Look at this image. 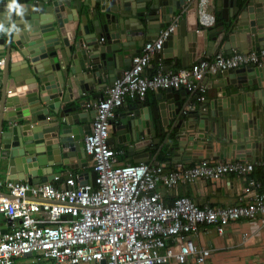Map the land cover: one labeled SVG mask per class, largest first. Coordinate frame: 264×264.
I'll return each mask as SVG.
<instances>
[{
	"label": "water",
	"instance_id": "95a60500",
	"mask_svg": "<svg viewBox=\"0 0 264 264\" xmlns=\"http://www.w3.org/2000/svg\"><path fill=\"white\" fill-rule=\"evenodd\" d=\"M215 8L216 22L203 27L198 24L197 0H0V53L4 59L0 109L6 112L0 117V155L3 149L9 151L3 157L8 163L0 171V179L38 186L68 173L56 172L58 166L77 168L73 162L77 161L71 159L74 156L86 167L82 139L94 111L82 110L88 99L78 106L71 104L97 85L102 89L112 84L130 67L144 43L157 38L174 17L176 32L168 35L162 53L175 63L180 60L181 67H188L197 53L209 55L218 48L226 54L233 49H264V0H215ZM172 46L177 49L174 55ZM258 70L248 65L216 75L217 82L223 83L225 77L238 91L257 86L260 91L253 98L254 105L247 101L245 108L229 98L233 103L225 109L222 99L228 92L219 90L209 103V113H183L185 103L179 98L189 92L165 89L153 104L136 101L123 108L109 142L128 145L137 162L148 161L151 154L146 148L159 145L160 151L171 134L185 142L195 138L205 148L213 140L221 147L227 141L236 157H249L245 148L264 143V77ZM204 118H211L209 129L215 132L199 138L202 130L195 128ZM155 133L165 135L161 144ZM210 149L205 150V157H226L212 154Z\"/></svg>",
	"mask_w": 264,
	"mask_h": 264
},
{
	"label": "built area",
	"instance_id": "2783aa9c",
	"mask_svg": "<svg viewBox=\"0 0 264 264\" xmlns=\"http://www.w3.org/2000/svg\"><path fill=\"white\" fill-rule=\"evenodd\" d=\"M212 4L213 0H197L199 25L216 22L209 12ZM175 23L173 19L157 38L146 41L130 67L101 96L86 102L94 111L82 139L90 172L66 174L62 185L56 184L62 180L56 175L38 186L12 179L0 182L6 190L0 194V214L10 226L0 228V264H17L19 258L29 256L32 264H165L171 260L185 264L190 257L193 264H213L210 249L197 246L193 239L202 227L212 226L223 234L231 222L241 219L264 224V190L254 179L247 182L240 201L230 206L200 205L186 195L167 203L162 196L163 191L198 179L248 176L254 163L213 157L187 166L180 159L120 163L118 156L125 151L109 143L116 112L128 101H142L148 92L184 88L200 102L207 92L202 83L206 76L264 66V49H233L188 67L151 72L152 60ZM193 107L194 103L187 104L183 113Z\"/></svg>",
	"mask_w": 264,
	"mask_h": 264
},
{
	"label": "crops",
	"instance_id": "0c3cea01",
	"mask_svg": "<svg viewBox=\"0 0 264 264\" xmlns=\"http://www.w3.org/2000/svg\"><path fill=\"white\" fill-rule=\"evenodd\" d=\"M29 1L32 2L34 0H29ZM188 7L191 8L190 2ZM209 12L214 14L216 18L218 12L215 8V0H213V4L212 7L209 9ZM175 18L176 17H174V19ZM175 24H177V22ZM174 31L176 32V25ZM170 49L172 55L176 54L177 52L176 47L172 46ZM220 51H222V48H218L215 52L210 53L209 55H206L205 52L197 53L195 60L192 61L190 65L197 63L203 57L212 56L216 52H220ZM160 53H162V51ZM0 58H3V55L1 53H0ZM178 68H181L180 60L177 63H175L171 57L163 56L162 53L161 56H158L157 58L154 57V59L152 60V69L150 71L153 72L158 69L162 71H173ZM1 69L2 67H0V72ZM258 69H259L258 73L260 75H263L264 77V66ZM216 75L217 74L209 75L203 79L202 83L205 84L207 89L203 101L200 102L195 101V96L191 92L185 96L183 95L182 98H179V101L184 102L185 106L187 104L194 103V107L189 111L196 110L197 114L201 116H204L206 113H209L210 111L209 103H211L212 101L215 100V98H217L219 90H227L228 92L227 96L222 99L224 101L222 107H224L225 109L228 106H230L233 102H235V105H237V103H239V105L243 104L245 108L246 106H248L249 101L252 100V104L254 103L253 98L260 91V89L257 86L243 88L238 91L233 88L234 86L228 84V80H226L225 77L221 78V80H223V83L217 82L219 81L220 78L218 79ZM254 81L255 80L253 79V82ZM95 88L96 89L87 92L79 100L74 101L71 105L75 104L78 106L81 101L87 99H88L87 101H89V99H94L97 96L99 97L105 89V87L99 89V85H97ZM1 89L2 86L0 84V90ZM263 89H261V91ZM251 90L254 91V94L252 93ZM4 91L10 92V89L5 88ZM160 92L163 94L165 93L164 90H160ZM158 96H159V91L148 92L145 99L142 101L143 102L149 101L150 104H153L154 99L157 98ZM1 98L2 96L0 92V104L2 100ZM229 98L233 100L232 103L229 102ZM135 102L136 101L126 102L119 110H117L116 114L122 111L123 108H127L128 106L130 107V105H133ZM82 110L84 112L90 111V109L87 108V104L82 106ZM219 112L221 111L219 110ZM3 113L4 115H6V112L0 109V117L3 115ZM216 114H218L217 111ZM201 124L202 125L198 126L197 123V126L195 128V130L197 128L198 129L200 128V130H202V133L200 132L198 133L199 138L200 136H203V133L206 132L208 134H211L212 130H214V129L212 130L209 129L210 125H213L211 118L209 119L204 118ZM262 125L264 126V116H263ZM166 130H168V128H166ZM164 137H165L164 134L158 135L157 133H155L154 136V138L159 139L158 143L160 144L163 142ZM118 138L121 137L118 136ZM154 138L150 137V140H154ZM111 140H112V126H111L109 141ZM193 140L194 141L185 142L182 137L179 138L171 134L170 138L163 145L160 151H158L159 145H157L156 149L154 148L150 150V148H146L147 154H151L150 156L149 155L147 156V158L149 159L148 161L151 162V161H160V160L162 161V160H170V159H180L183 162V165L185 166L193 165L197 163L202 157L205 158L204 155L205 150L211 148L210 150L212 154L214 153V154H220L222 156H226L223 159L213 157L214 159H218V160L243 159L244 161H249L254 163V169L251 174L245 177H238L234 174H227L218 179H198L190 184H178L170 191L169 190L163 191L162 196L165 202L171 203L175 196L186 195L193 198L200 205H204V204L220 205V206L234 205L237 204L240 201L239 198L246 193V188L248 187L247 182L249 181V179L256 180L260 184L259 189L264 190V143H262V145L259 147L253 146L252 148L250 147L249 149L245 148L243 151L245 152L244 154L250 152V156L248 157V154H246L245 156L247 157L238 158L235 156V153L232 149V145H228L227 141H225L224 147H221V144L219 142H214L213 140L211 147L205 148L204 146H202L201 142H198L197 139L194 138ZM110 145L116 148H121L122 150L125 151L124 154L118 156V160L120 163L137 162L138 159H135L136 155L134 154L132 156L128 152V145L120 144V143H110ZM152 145L153 144H151V146ZM8 152H9L8 150L7 151L4 149L1 150L0 171L2 169H5V167L7 166L8 161L3 159V157ZM71 159H75L77 162L73 161L74 164H77L79 166L77 168L75 167L70 168L69 166H65V165L56 167L55 169L56 172H61L63 170H66L68 172V173H64V177H61L60 174L56 175L62 179L61 181H57L56 184L62 185L64 183V178L67 176L66 174H71L74 176L77 173L86 174L87 172H90L92 170L91 161L89 158L86 167H84L83 166L84 163H81V161L75 158V156ZM35 166L36 164L34 165V167ZM8 176H10V174ZM0 180L5 181L7 179L1 178ZM0 186H1L0 190L6 192L4 186L3 185ZM0 228L3 229L10 228V226H8L5 217L1 214H0ZM193 239L197 246L210 249L211 251L210 260L213 264H264V224H261L257 220L241 219L235 222H231L226 227L225 232L223 234L217 233L215 228L212 226L202 227L198 235L194 236ZM32 260L33 257L30 256L19 258L17 260V264H32ZM193 262L194 259L190 257L188 258L185 264H193ZM165 264H176V263L171 260L166 262Z\"/></svg>",
	"mask_w": 264,
	"mask_h": 264
},
{
	"label": "trees",
	"instance_id": "16d2710c",
	"mask_svg": "<svg viewBox=\"0 0 264 264\" xmlns=\"http://www.w3.org/2000/svg\"><path fill=\"white\" fill-rule=\"evenodd\" d=\"M18 1H19V2H21V1H22V2H25L26 0H18Z\"/></svg>",
	"mask_w": 264,
	"mask_h": 264
}]
</instances>
